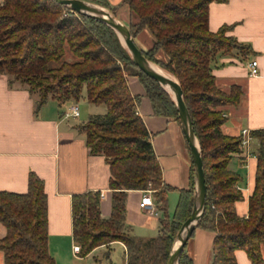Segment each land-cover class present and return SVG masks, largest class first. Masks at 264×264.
Returning a JSON list of instances; mask_svg holds the SVG:
<instances>
[{"label":"trees","instance_id":"obj_1","mask_svg":"<svg viewBox=\"0 0 264 264\" xmlns=\"http://www.w3.org/2000/svg\"><path fill=\"white\" fill-rule=\"evenodd\" d=\"M106 7L116 16L119 6L107 0H86ZM227 0H123L131 17V36L147 30L152 45L140 47L151 62L172 74L183 91L203 163L206 207L197 227L214 232L210 264H237L235 251L244 250L251 264H262L264 246V129L257 139L254 187L246 216H239L235 203L243 199L236 186L240 176L228 169L232 156L240 153V136L224 134L223 107L240 101L241 88L223 91L212 74L211 62L218 51L234 49L251 53L248 45L226 36L228 27L208 29L210 2ZM163 53V55L161 54ZM0 74L10 84L26 87L35 98L34 112L49 99L63 105L78 101L83 88L86 99L104 104L106 112L96 114L80 126L91 154L104 156L112 190L111 213L103 218L100 192L72 197V234L83 257L94 248L121 242L126 248L125 264H166L173 240L193 205V166L190 186L178 190L172 215H168L167 194L171 187L162 180L150 134L137 112L138 96L127 85L136 76L157 115L178 123V111L171 95L145 75L132 61L116 32L94 18L78 14L54 0L0 1ZM152 187L155 207L163 214L160 233L141 239L126 224L129 191ZM47 199L43 181L28 176L24 193L0 191V251L4 264H55L48 251ZM178 264H192L185 251Z\"/></svg>","mask_w":264,"mask_h":264},{"label":"crops","instance_id":"obj_2","mask_svg":"<svg viewBox=\"0 0 264 264\" xmlns=\"http://www.w3.org/2000/svg\"><path fill=\"white\" fill-rule=\"evenodd\" d=\"M107 1L112 6H119L116 15L120 14L122 19L127 17L128 22L136 20L130 16L123 0ZM207 15L209 31L217 32L228 27L226 36L251 48V53L246 56L236 51L227 55L218 51L211 62L216 84L223 91H229L232 85L239 86L242 91L238 104L223 107L226 121L221 130L224 134L239 136L243 128L250 133L264 129V0L212 1ZM144 33L137 38L144 37ZM151 40L149 47L153 38ZM252 60H257V75L249 74L248 64ZM126 79L130 93L139 97L137 112L151 136L162 180L171 187L167 200L173 208L177 203L178 190L190 186V150L179 123L171 117L155 114L136 76L128 75ZM85 101L82 112L78 107L80 115L77 118L64 116L73 102L60 105L54 99H49L35 113V98L26 87L10 84L9 77L0 74V191L26 192L31 172L43 181L47 199L48 251L55 264H113L110 254L115 245L123 255L121 264H125L126 248L119 241L98 246L83 257L73 251L77 243L72 234V197L89 191L104 193L100 197L101 216L108 218L111 213L108 164L103 155L91 154L85 132L80 128L90 116L104 114L106 106L99 108L104 104H91L86 97ZM80 117L82 120L77 121ZM257 147V139L251 136L245 150L254 154ZM228 169L240 176L236 186L243 199L235 203V210L239 216H246L254 187L256 157L244 158L235 154L228 163ZM142 196V191L128 192L126 224L131 234L148 239L160 233L159 221L163 214L158 209L157 214L141 209ZM4 233L5 229L0 224V236ZM213 239L214 232L195 228L185 245L192 264H210ZM261 256L264 260V246ZM235 259L237 264H251L241 249L235 251ZM0 264H4L2 251Z\"/></svg>","mask_w":264,"mask_h":264},{"label":"water","instance_id":"obj_3","mask_svg":"<svg viewBox=\"0 0 264 264\" xmlns=\"http://www.w3.org/2000/svg\"><path fill=\"white\" fill-rule=\"evenodd\" d=\"M56 3L70 8L72 11L96 19L113 29L118 35L122 45L128 51L132 61L145 75L155 80L172 97L177 111L179 125L190 150L193 166V205L188 218L178 230L166 264H178L180 255L198 225L206 207V186L198 139L194 133L192 120L183 100V91L177 79L170 73L159 68L149 61L142 53L136 40L131 36L126 24L114 16L109 9L86 0H54ZM158 69H157V68ZM163 70L165 73L160 72ZM170 76H168V75Z\"/></svg>","mask_w":264,"mask_h":264},{"label":"built area","instance_id":"obj_4","mask_svg":"<svg viewBox=\"0 0 264 264\" xmlns=\"http://www.w3.org/2000/svg\"><path fill=\"white\" fill-rule=\"evenodd\" d=\"M249 68H250V75H257L258 74V68H257V60H252L249 64H248ZM80 112H79V108L78 105L76 103H71L68 107L67 110L64 113L65 117H70V118H77L79 117ZM239 136L241 138L240 140V148L241 151L240 153H237V155L244 157V158H248V157H255L254 154L247 152L245 149L248 147L249 141L251 139V133L250 130H248L247 128H243L241 129ZM152 189H145L142 190V199L141 202L139 203V206L141 209L148 211L151 214H157V208L155 207V204L153 202V199L151 197L152 194ZM104 193H100V197H103ZM80 250V246L78 244H75L73 246V251L75 253H79Z\"/></svg>","mask_w":264,"mask_h":264},{"label":"rangeland","instance_id":"obj_5","mask_svg":"<svg viewBox=\"0 0 264 264\" xmlns=\"http://www.w3.org/2000/svg\"><path fill=\"white\" fill-rule=\"evenodd\" d=\"M116 17L118 18V19H122V16L119 14H117L116 15ZM128 18L126 17V18H123L122 20L124 21H122L124 24H128L129 22H128V20H127ZM142 33H144V32H142ZM142 33H140V34H142ZM140 34L138 35V36H140ZM144 34H146L144 37H139V38H137L136 39V43H137V45L139 46V47H142V48H144V49H146L147 47H149V45H150V41H152L151 40V38H152V36L150 35V33H144ZM137 36V37H138ZM233 51H236L239 55H243L244 56V53L245 52H241V51H239V50H236V49H234ZM162 55H163V53H161ZM154 63V62H153ZM155 65H157L156 63H154ZM159 68H161L159 65H157ZM163 69V68H162ZM164 70V69H163ZM164 71H166V70H164ZM167 72V71H166ZM85 97H86V90H85V88H83V90H82V92H81V96H80V98H79V100L78 101H71V102H73V103H76L77 105H78V107L80 108V111L82 112V110H83V107L85 106ZM69 103V102H68ZM69 105V104H68ZM105 107V105H100V107L99 108H104ZM82 120V117H80V118H78L77 119V121H81ZM148 188L149 189H152V187H150V186H148ZM175 206H176V204H175ZM175 206L173 207V208H171V206H169V204H168V213L170 214V215H172V213L174 212V209H175ZM170 211V212H169ZM111 260H112V263L113 264H121L122 263V257H123V255H122V252H121V250L119 249V246L118 245H115V246H113V250L111 251ZM106 264V263H105Z\"/></svg>","mask_w":264,"mask_h":264},{"label":"bare ground","instance_id":"obj_6","mask_svg":"<svg viewBox=\"0 0 264 264\" xmlns=\"http://www.w3.org/2000/svg\"><path fill=\"white\" fill-rule=\"evenodd\" d=\"M156 68H157V67H156ZM157 69H158V68H157ZM159 71H160V72H163V73L166 74V72H164L163 70H160V69H159ZM167 75H168V74H167ZM168 76H170V75H168ZM170 77H171V76H170Z\"/></svg>","mask_w":264,"mask_h":264}]
</instances>
